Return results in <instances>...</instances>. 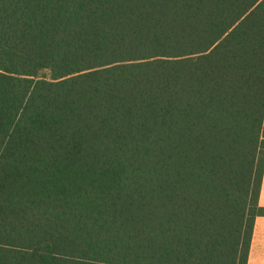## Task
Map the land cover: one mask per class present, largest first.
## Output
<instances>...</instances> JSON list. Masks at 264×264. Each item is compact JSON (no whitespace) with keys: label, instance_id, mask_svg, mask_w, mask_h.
<instances>
[{"label":"trees","instance_id":"16d2710c","mask_svg":"<svg viewBox=\"0 0 264 264\" xmlns=\"http://www.w3.org/2000/svg\"><path fill=\"white\" fill-rule=\"evenodd\" d=\"M264 176V0H0V264H246Z\"/></svg>","mask_w":264,"mask_h":264},{"label":"crops","instance_id":"0c3cea01","mask_svg":"<svg viewBox=\"0 0 264 264\" xmlns=\"http://www.w3.org/2000/svg\"><path fill=\"white\" fill-rule=\"evenodd\" d=\"M258 206L264 208V176L258 197ZM246 264H264V215L254 220Z\"/></svg>","mask_w":264,"mask_h":264}]
</instances>
